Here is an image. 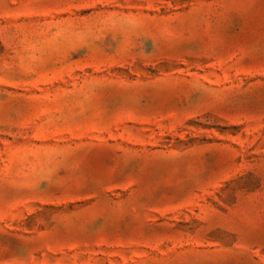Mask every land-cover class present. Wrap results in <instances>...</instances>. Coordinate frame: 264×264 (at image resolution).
Returning a JSON list of instances; mask_svg holds the SVG:
<instances>
[{"label": "rangeland", "instance_id": "1", "mask_svg": "<svg viewBox=\"0 0 264 264\" xmlns=\"http://www.w3.org/2000/svg\"><path fill=\"white\" fill-rule=\"evenodd\" d=\"M0 264H264V0H0Z\"/></svg>", "mask_w": 264, "mask_h": 264}]
</instances>
